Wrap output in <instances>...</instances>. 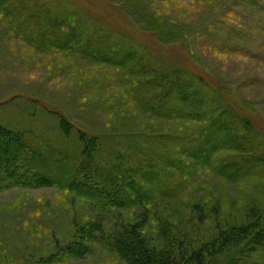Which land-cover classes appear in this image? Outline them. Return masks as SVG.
<instances>
[{
	"label": "rangeland",
	"instance_id": "rangeland-1",
	"mask_svg": "<svg viewBox=\"0 0 264 264\" xmlns=\"http://www.w3.org/2000/svg\"><path fill=\"white\" fill-rule=\"evenodd\" d=\"M25 1L36 8L47 3L59 10L79 11L106 32L133 36L165 68L217 78L228 103L249 118L264 139V0ZM24 39L0 16V121L45 141L41 152L45 156L58 149L73 153L79 146L77 129L93 134L193 135L201 128L199 122L186 120L149 121L142 108L144 91L131 87L125 70L64 51L41 53ZM157 43H169L174 49L164 50ZM58 112L73 124L68 137L60 129ZM263 147L257 149V156H264ZM242 150L251 155L254 147ZM241 153L223 151L217 156L231 161L246 154ZM259 164L254 170L259 179L234 181L204 167L195 173L194 185L178 190L167 203L179 207L184 219L191 221L193 201L216 208L220 202L224 213L219 219L230 221L254 199L264 203V162ZM136 211L119 209L101 215L63 188L11 185L0 191V264H125L100 243L90 242L82 259L65 258L61 250L71 242L75 224L102 219L108 235L133 222ZM155 224L153 220L148 236Z\"/></svg>",
	"mask_w": 264,
	"mask_h": 264
},
{
	"label": "trees",
	"instance_id": "trees-1",
	"mask_svg": "<svg viewBox=\"0 0 264 264\" xmlns=\"http://www.w3.org/2000/svg\"><path fill=\"white\" fill-rule=\"evenodd\" d=\"M0 16L41 53L64 51L125 70L131 87L144 91L147 104L142 108L149 121L200 123L193 135L164 131L93 134L77 129L79 146L73 153L58 149L45 156L41 153L45 141L34 140L32 132L6 127L0 121V191L11 185L59 187L101 215L130 208L138 212L133 222L123 223L108 235L102 219L75 224L71 242L61 250L63 257L82 259L93 242L111 249L125 264H264L261 199H254L230 221L219 219L224 213L220 202L216 208L202 200L193 201L189 204L191 221L184 219L179 207L167 203L178 190L194 185L195 173L204 167L228 181L258 178L254 170L264 162V156H257V149L264 146L263 136L228 103L221 81L204 79L189 69L165 68L133 36L106 32L79 11L0 0ZM157 44L174 49L169 43ZM57 116L68 137L73 124L62 113ZM249 147H254L251 155L242 150ZM223 151L247 155L230 161L217 156ZM153 220L155 229L148 236ZM209 222L213 226L208 227Z\"/></svg>",
	"mask_w": 264,
	"mask_h": 264
}]
</instances>
